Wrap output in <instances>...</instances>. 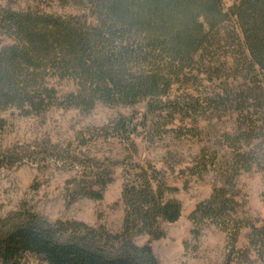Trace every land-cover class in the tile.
Wrapping results in <instances>:
<instances>
[{
  "label": "trees",
  "instance_id": "16d2710c",
  "mask_svg": "<svg viewBox=\"0 0 264 264\" xmlns=\"http://www.w3.org/2000/svg\"><path fill=\"white\" fill-rule=\"evenodd\" d=\"M87 1L90 6L80 15L0 8V35L10 40L0 46V112L13 107L38 114L52 106L89 111L97 102H146L148 114L170 119L178 114L183 119L199 110L200 100L221 101L240 114L264 101V80L246 90L225 86L202 97L171 95L174 84L188 82L196 64L204 66L205 50L230 16L242 32L244 70H258L264 79V0H233L228 8L224 0ZM61 80L72 81L73 90L60 95L55 81ZM133 119L119 116L81 134L76 142L117 136L130 147L132 155L123 166L121 231L80 221L46 224L35 213L19 211L0 218V264H27L30 255L43 256L46 264H159L150 243L164 236L163 223L181 217L182 206L166 196L177 188L168 184L163 170L150 160H134L139 124ZM67 147L69 151L71 143ZM68 151L65 155L73 165L81 163ZM249 154L239 155L246 168ZM57 155L61 157L60 151ZM15 161L7 160L9 165ZM82 165L85 178L74 184H81L84 195L101 199L102 189L112 180L111 170ZM230 183L231 177L226 178L194 206L189 213L192 233L197 236L204 222H212L230 235L223 264H264V221L237 215L241 206L226 188ZM242 228L248 229L244 249L235 245ZM143 235L148 240L136 244L134 239Z\"/></svg>",
  "mask_w": 264,
  "mask_h": 264
},
{
  "label": "rangeland",
  "instance_id": "374dc122",
  "mask_svg": "<svg viewBox=\"0 0 264 264\" xmlns=\"http://www.w3.org/2000/svg\"><path fill=\"white\" fill-rule=\"evenodd\" d=\"M223 2L228 8L233 0ZM89 6L87 0L81 4L74 0H0V8H30L57 15H80ZM0 39V46L10 42L5 35H0ZM243 52L242 32L230 16L205 50L204 66L196 64L188 82L174 84L171 95L187 92L202 97L220 92L225 86L239 90L257 87L259 80H264L262 73L244 70ZM55 85L60 95L74 88L69 80L55 81ZM200 105L192 117L183 119L178 114L171 119L165 114H148L146 102L132 106L97 102L89 111L72 106H52L38 114H26L13 107L1 111L0 218L30 211L46 224L80 221L120 232L125 213L121 199L123 166L132 151L117 136L98 137L81 145L76 142L88 130L119 116L133 115V123L139 124L134 160H150L163 170L168 184L177 188L166 196L182 206L181 217L174 223H163L164 236L150 243L159 264H223L230 242L228 230L206 221L196 236L189 213L209 197L214 187L223 186L231 177L226 188L241 206L237 215L264 221V101H259L255 110L250 107L248 114L224 107L221 101L207 104L200 100ZM247 136L250 139L246 140ZM58 151L61 157L56 156ZM67 151L81 163L73 165L65 155ZM249 152L245 156L249 162L246 168L239 155ZM7 160L17 161L9 165ZM82 164L111 170L112 180L102 189L101 199L84 195L81 184H74V180L85 178ZM247 234V228L239 231L236 247L244 249L248 245ZM134 240L142 245L148 236ZM27 264L46 262L43 256L30 255Z\"/></svg>",
  "mask_w": 264,
  "mask_h": 264
}]
</instances>
